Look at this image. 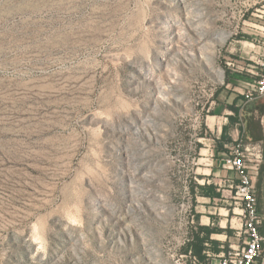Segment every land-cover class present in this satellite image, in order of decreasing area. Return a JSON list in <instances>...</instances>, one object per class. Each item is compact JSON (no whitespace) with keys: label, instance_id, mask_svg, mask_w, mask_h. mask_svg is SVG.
<instances>
[{"label":"rangeland","instance_id":"374dc122","mask_svg":"<svg viewBox=\"0 0 264 264\" xmlns=\"http://www.w3.org/2000/svg\"><path fill=\"white\" fill-rule=\"evenodd\" d=\"M263 57L264 0H0V264H219L239 144L264 236Z\"/></svg>","mask_w":264,"mask_h":264},{"label":"built area","instance_id":"2783aa9c","mask_svg":"<svg viewBox=\"0 0 264 264\" xmlns=\"http://www.w3.org/2000/svg\"><path fill=\"white\" fill-rule=\"evenodd\" d=\"M251 81L246 87V102L264 96V57L258 66L251 70ZM250 157V158H249ZM252 161L248 164L247 161ZM262 150L259 144H239L231 150L225 159L224 167L236 173L235 197L242 202L244 228L247 234L242 246L222 253L219 264H257L264 251L262 233L263 218L259 210V201L254 178L261 169ZM234 182V180H232Z\"/></svg>","mask_w":264,"mask_h":264},{"label":"trees","instance_id":"16d2710c","mask_svg":"<svg viewBox=\"0 0 264 264\" xmlns=\"http://www.w3.org/2000/svg\"><path fill=\"white\" fill-rule=\"evenodd\" d=\"M232 109H235V108L232 106ZM221 148H222V150H220L219 153L220 154H226L228 150L223 148L222 145H221ZM200 229H201V231L206 230L207 235L202 237L199 232L198 233L194 232V237H192V239L190 240L189 246L191 248V252L194 254L195 257L204 258V255H203V251L205 249L204 244L208 241L209 234L211 232L207 227H201ZM263 259H264V251H263L262 257L259 259V264H262Z\"/></svg>","mask_w":264,"mask_h":264},{"label":"bare ground","instance_id":"6f19581e","mask_svg":"<svg viewBox=\"0 0 264 264\" xmlns=\"http://www.w3.org/2000/svg\"><path fill=\"white\" fill-rule=\"evenodd\" d=\"M188 59V58H187ZM263 264H264V259H263Z\"/></svg>","mask_w":264,"mask_h":264}]
</instances>
